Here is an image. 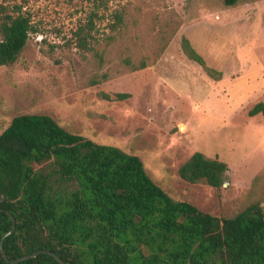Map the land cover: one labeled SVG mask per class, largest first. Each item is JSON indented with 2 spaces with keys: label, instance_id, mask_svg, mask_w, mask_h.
<instances>
[{
  "label": "rangeland",
  "instance_id": "1",
  "mask_svg": "<svg viewBox=\"0 0 264 264\" xmlns=\"http://www.w3.org/2000/svg\"><path fill=\"white\" fill-rule=\"evenodd\" d=\"M0 5L28 14L34 28L18 59L0 66V132L16 115L47 114L71 132L138 155L171 197L202 211L232 216L253 201L264 205V115L248 113L264 103V0ZM80 27L90 33L89 50L78 46ZM181 36L221 71L219 80L184 55ZM141 60L146 66L134 69ZM194 151L228 165L225 185L179 177Z\"/></svg>",
  "mask_w": 264,
  "mask_h": 264
},
{
  "label": "trees",
  "instance_id": "2",
  "mask_svg": "<svg viewBox=\"0 0 264 264\" xmlns=\"http://www.w3.org/2000/svg\"><path fill=\"white\" fill-rule=\"evenodd\" d=\"M238 1L222 0L225 6ZM0 10L2 66L18 59L34 28L28 14ZM76 34L78 46L89 50L90 33L80 27ZM180 47L209 77L221 78L187 37L181 36ZM145 66L141 60L133 68ZM103 96L123 100L129 94ZM248 113L264 115V103ZM227 172L224 161L201 151L178 168L185 182L216 189ZM262 203L232 216L202 211L171 197L138 155L71 132L47 114L16 115L0 132V242L11 228L10 215L15 219L0 264H60L46 253L8 261L38 250L56 253L65 264H264Z\"/></svg>",
  "mask_w": 264,
  "mask_h": 264
},
{
  "label": "water",
  "instance_id": "3",
  "mask_svg": "<svg viewBox=\"0 0 264 264\" xmlns=\"http://www.w3.org/2000/svg\"><path fill=\"white\" fill-rule=\"evenodd\" d=\"M226 184V182L224 183V185ZM3 197L4 196H2V198H1V200L3 199ZM1 210V209H0ZM7 212V211H6ZM8 213V212H7ZM9 214V213H8ZM10 215V214H9ZM10 218H11V221H12V225H11V228H10V230H8L4 235H3V237H2V240H1V242H0V250H1V253H2V255H3V257L5 258V259H7L6 258V256H5V253H4V250H3V246H2V241H3V239L5 238V236L6 235H8V234H10V233H12L13 232V230H14V228H15V219H14V217L13 216H11L10 215ZM39 253H46V254H49L50 256H52L55 260H57L60 264H65V262L56 254V253H54V252H52V251H49V250H38V251H36V252H34V253H31V254H27V255H24V256H21V257H19V258H16V259H12V260H8L10 263H16V262H18V261H20V260H24V259H28V258H31V257H33V256H35V255H37V254H39Z\"/></svg>",
  "mask_w": 264,
  "mask_h": 264
}]
</instances>
